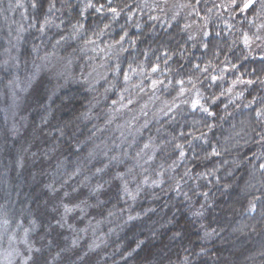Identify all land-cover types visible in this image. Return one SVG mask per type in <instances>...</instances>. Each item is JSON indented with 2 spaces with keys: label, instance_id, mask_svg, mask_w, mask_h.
I'll return each instance as SVG.
<instances>
[{
  "label": "clouds",
  "instance_id": "9594fccd",
  "mask_svg": "<svg viewBox=\"0 0 264 264\" xmlns=\"http://www.w3.org/2000/svg\"><path fill=\"white\" fill-rule=\"evenodd\" d=\"M0 264H264V0H0Z\"/></svg>",
  "mask_w": 264,
  "mask_h": 264
}]
</instances>
